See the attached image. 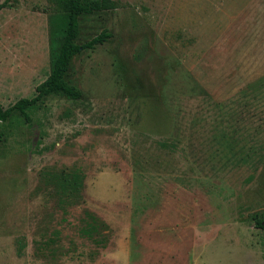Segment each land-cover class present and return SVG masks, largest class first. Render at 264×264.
<instances>
[{"label":"rangeland","instance_id":"obj_1","mask_svg":"<svg viewBox=\"0 0 264 264\" xmlns=\"http://www.w3.org/2000/svg\"><path fill=\"white\" fill-rule=\"evenodd\" d=\"M5 1L9 107L48 78L58 44L53 0ZM118 1L80 18L77 43L111 34L70 63L80 98L0 122V264H264V0ZM72 171L71 206L57 181ZM89 213L106 248L79 235ZM52 238L56 256L37 254Z\"/></svg>","mask_w":264,"mask_h":264},{"label":"trees","instance_id":"obj_2","mask_svg":"<svg viewBox=\"0 0 264 264\" xmlns=\"http://www.w3.org/2000/svg\"><path fill=\"white\" fill-rule=\"evenodd\" d=\"M56 12L49 18L51 40L57 41L58 49L52 60V71L47 79L40 83L31 97L21 98L9 107L0 104V122L9 121L15 112L22 114L30 121L29 112L39 108L41 101L54 93H61L74 100L79 99L81 92L66 81V75L70 68L72 59L86 50H93L98 45L104 44L111 34L103 29L100 34L89 41L79 44L77 39L80 35V18L83 15L93 14L101 11H113L120 8L118 0H53ZM8 6V1L0 3V11ZM60 182L58 188L62 195L68 198L69 205H75L82 199V187L84 175L79 171H72ZM90 219L79 230L82 238L92 240L94 243L106 245L107 238L104 235L109 231L108 225L93 214H88ZM256 226L264 230V220L256 218ZM57 237V234H54ZM18 254L22 255L26 247L24 241L18 242Z\"/></svg>","mask_w":264,"mask_h":264},{"label":"crops","instance_id":"obj_3","mask_svg":"<svg viewBox=\"0 0 264 264\" xmlns=\"http://www.w3.org/2000/svg\"><path fill=\"white\" fill-rule=\"evenodd\" d=\"M57 241H58L57 238L47 239L46 243H44V244L41 243V245H39L40 249L37 250V254H39V253H41V254L45 253L46 254L47 253L46 256L49 255L51 258H54L56 256V254L59 252L58 251ZM43 245H45L46 248L41 247ZM100 246H102L103 248H106L107 243H106V245H103V244L100 243Z\"/></svg>","mask_w":264,"mask_h":264}]
</instances>
